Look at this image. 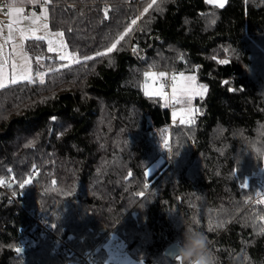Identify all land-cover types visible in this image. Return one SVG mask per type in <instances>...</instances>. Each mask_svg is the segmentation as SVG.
Masks as SVG:
<instances>
[{"label": "trees", "instance_id": "obj_1", "mask_svg": "<svg viewBox=\"0 0 264 264\" xmlns=\"http://www.w3.org/2000/svg\"><path fill=\"white\" fill-rule=\"evenodd\" d=\"M40 1L80 55L102 50L148 2ZM158 3L163 11L134 26L142 31L87 64L59 69L42 57L46 41L25 43L35 82L0 89V264H83L87 252L104 264L113 237L134 260L177 264L166 248L187 247L196 232L218 264H264V0ZM152 70L208 85L192 126L169 129L168 102L144 92Z\"/></svg>", "mask_w": 264, "mask_h": 264}, {"label": "snow or ice", "instance_id": "obj_2", "mask_svg": "<svg viewBox=\"0 0 264 264\" xmlns=\"http://www.w3.org/2000/svg\"><path fill=\"white\" fill-rule=\"evenodd\" d=\"M30 3L35 4L37 0H29ZM206 3L210 5L217 6L220 9H223L226 5V0H206ZM7 15L10 17V22L8 23V34L5 38L6 42H12L11 53L7 56L5 55L4 45L0 44V89H5L12 85H16L20 82H30L34 83L33 77V68L31 64L30 57L24 51L23 41L27 40L29 36L33 37L36 40H42L47 42V51L49 53H56V59L61 63L59 64V69L63 68H71L73 65L78 64H87L89 61H93L97 58H104L109 56L118 50V46L121 45L122 42L126 41V38L130 37L134 31H142L143 29L136 28L138 21L142 16L149 13L150 10H155V12L159 13L163 11L158 3V0H148L146 4L142 7V10L138 15L134 16L130 19L129 22L126 23V26L122 31H119L115 34V36L110 40L107 46H105L102 50H96L93 55H80L78 52L70 50L69 44L65 40V33L63 31L52 32L49 30L48 24V9L46 7L42 8L41 14L37 15L36 12H32L30 16H24L23 13L25 9L23 7H17L13 3H9L6 5ZM104 15L107 17L108 9L105 7ZM27 20L29 21L28 27H22L21 22ZM43 32V35H38V32ZM71 31V29H69ZM19 34L20 42L17 43L15 39V34ZM133 54L138 55V47L133 46L131 49ZM11 60V73L7 77L8 84H5V61ZM42 58L37 57V61H40ZM182 59V58H181ZM215 59V57H213ZM220 64H228V60L221 59L218 61ZM57 69V70H59ZM49 72L53 71V69H49ZM40 79V83H45V72L37 73ZM167 75L166 72H145L144 76L149 78L152 82L144 84V92L145 95L148 96H159L163 97L165 100L171 99L176 103H183L185 107L181 109V121L183 123L191 124L195 122V116L199 113V108L192 107V100L195 97L203 98L205 93L208 90L207 84H201L197 82V76L194 74L186 75L183 71L179 72L178 76L174 73L171 77L172 79V91L171 97L169 98L165 91L164 85L160 84L156 85L157 78H163ZM227 83V82H226ZM230 91L232 89H229ZM173 117L175 118L178 114L177 112H173ZM52 120H56L55 116L51 117ZM164 147L168 149L169 153H171V148L169 146V140L167 136L163 138ZM131 175V173H129ZM144 175H150L148 170L144 171ZM13 180L16 178L13 176ZM32 182L31 176L26 179H23L19 183V187L22 189L26 185ZM4 179L0 178V185L4 184ZM55 183V182H53ZM246 183L242 184L241 187H247ZM144 187L147 188L148 184L145 183ZM69 193H65L68 195ZM138 196L143 197L145 193L140 191L137 193ZM264 204V199L259 201ZM259 219L264 220V216L259 217ZM54 227V225H53ZM211 224L209 228L211 229ZM15 251L17 253H21L23 251L22 248H16ZM177 264H181L182 257H176Z\"/></svg>", "mask_w": 264, "mask_h": 264}, {"label": "rangeland", "instance_id": "obj_3", "mask_svg": "<svg viewBox=\"0 0 264 264\" xmlns=\"http://www.w3.org/2000/svg\"><path fill=\"white\" fill-rule=\"evenodd\" d=\"M226 2H227V0H226ZM42 57H44V58L47 57L49 59H55L56 53H49L47 51L46 55H42ZM38 66L39 65H37V67H36V75H37V73H39V69H40ZM186 75H188V74H186ZM177 76H178V74H177ZM37 77L39 78L38 75H37ZM148 82H149V80H148ZM151 82L152 81L150 80L149 83H151ZM156 85L157 86L160 85V78L159 77L156 80ZM166 95L169 98L171 97V93L166 94ZM161 98H162V100H165L163 97H161ZM196 98L197 97H195L192 100V107H194V108H195L194 100ZM165 101L168 102V103H166V105L171 109V125H170L169 129L174 127V126L190 127L194 124V123L187 124V123H183L181 121V116H180L181 109H183L185 107V105L183 103H176L175 101H172L171 99L165 100ZM173 112H177V114H178L175 118L172 115ZM160 162H162V160H160ZM157 167L158 166L154 165L153 169H156ZM115 240H116V237H113L110 240V244H108V246H107L108 247L107 251L109 252V254H108L107 260L105 261L104 264H145L143 261L134 260L126 251V248L123 245V243L117 242L116 245H112V243L115 242ZM111 247H113V248H111ZM194 264H195V262H194Z\"/></svg>", "mask_w": 264, "mask_h": 264}, {"label": "crops", "instance_id": "obj_4", "mask_svg": "<svg viewBox=\"0 0 264 264\" xmlns=\"http://www.w3.org/2000/svg\"><path fill=\"white\" fill-rule=\"evenodd\" d=\"M13 4H15V6H17V7H23L25 9V11L23 13L24 16H30L32 14V12H36L37 15H40L41 11H42V8L46 7L48 9L47 6H45L44 4L42 5V2L40 0H37V3H35V5H38L35 8L32 7V5H34V4L30 3L29 0H16V1L13 2ZM26 11L28 12L27 14H25ZM48 17H49V12H48ZM9 22H10V17L7 15V10H5V11L0 10V44L4 45V51H5V55L6 56L9 53H11V48H12V42H6V40H5V38L7 37V34H8V27L7 26H8ZM29 23H30L29 21L24 20V21L21 22L20 26L28 27ZM48 24H49V19H48ZM49 30H51L50 27H49ZM37 34L38 35H43L44 33L41 31V32H38ZM15 39H16L17 43L20 42V38H19V34L18 33L15 34ZM28 40H34V38L29 36V38L27 40L23 41L24 51H25V43ZM30 60H31V58H30ZM31 64H32V61H31ZM10 65H11V60L10 59L6 60L5 61V68H4L5 84L6 85L8 84L7 77L11 73ZM32 68H33V64H32ZM33 77H34V69H33ZM116 243L117 242L115 241V242L112 243V245H116ZM108 244H110V241L107 242L106 245H105L106 251L108 250V247H107ZM113 247H111V248H113ZM107 253L109 254L108 251H107Z\"/></svg>", "mask_w": 264, "mask_h": 264}, {"label": "clouds", "instance_id": "obj_5", "mask_svg": "<svg viewBox=\"0 0 264 264\" xmlns=\"http://www.w3.org/2000/svg\"><path fill=\"white\" fill-rule=\"evenodd\" d=\"M181 256L186 264H218L215 253L208 246L206 236L199 232H196L188 246L181 250Z\"/></svg>", "mask_w": 264, "mask_h": 264}, {"label": "built area", "instance_id": "obj_6", "mask_svg": "<svg viewBox=\"0 0 264 264\" xmlns=\"http://www.w3.org/2000/svg\"><path fill=\"white\" fill-rule=\"evenodd\" d=\"M7 4L8 3L1 2L0 3V10H3V11L7 10V8H6ZM27 13L28 12L26 11L25 14H27ZM132 45L136 46L137 43L135 41H133ZM151 72H155V71L152 70ZM166 73H167V75L165 77L160 78V84L164 85L165 93L170 94L171 90H172V83H173L171 77L173 74L170 71H167ZM37 225L40 226L47 234L58 239L57 235L55 234V231L52 229L51 225L47 222L46 219H42V220L37 221ZM61 243L64 245V249L66 252H74V253L76 252L71 246H69L67 244L66 241L61 240ZM78 255H79L78 257L80 258L79 261L83 264H97L96 258L93 256V254L91 252H87L84 254L79 253Z\"/></svg>", "mask_w": 264, "mask_h": 264}, {"label": "water", "instance_id": "obj_7", "mask_svg": "<svg viewBox=\"0 0 264 264\" xmlns=\"http://www.w3.org/2000/svg\"><path fill=\"white\" fill-rule=\"evenodd\" d=\"M148 81V79H147ZM149 127L152 126L151 119L148 117ZM27 249H23L22 252H25ZM182 248L178 244H171L165 250V255L167 258L174 260L177 256L181 255Z\"/></svg>", "mask_w": 264, "mask_h": 264}]
</instances>
